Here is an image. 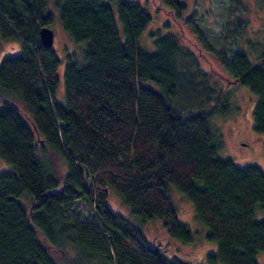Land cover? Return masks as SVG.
<instances>
[{
    "label": "trees",
    "instance_id": "trees-1",
    "mask_svg": "<svg viewBox=\"0 0 264 264\" xmlns=\"http://www.w3.org/2000/svg\"><path fill=\"white\" fill-rule=\"evenodd\" d=\"M51 1L0 0V35L21 44L0 62V157L10 165L0 172V264H59L56 249L74 252L68 264H197L169 259L142 229L160 221L176 244L194 241L172 187L216 243L211 264H260L264 169L220 156L223 139L212 119L226 114L230 96L206 70L190 69L200 54L171 30L185 24L198 31L199 0L153 2L170 28L152 32L154 49L139 41L152 20L142 4L148 0ZM56 15L84 45L66 64L40 37ZM220 58L225 72L258 96L254 129L264 135V54L251 61L241 49L230 61ZM177 95L189 96V114ZM56 156L66 162L63 178ZM111 191L129 215L109 205ZM22 197L31 199L28 209ZM77 200L95 211L92 219L74 214Z\"/></svg>",
    "mask_w": 264,
    "mask_h": 264
},
{
    "label": "rangeland",
    "instance_id": "rangeland-1",
    "mask_svg": "<svg viewBox=\"0 0 264 264\" xmlns=\"http://www.w3.org/2000/svg\"><path fill=\"white\" fill-rule=\"evenodd\" d=\"M153 2L155 5L158 4V0H148L147 3L145 1L142 3L152 15V20L139 38L140 43L149 49L155 48V36L152 32L161 29L162 33H166L170 30V28H166L167 17L164 11L159 8L156 9ZM50 5L54 6L53 0ZM195 7L198 9V14L193 23L196 28L198 27V31L195 32L185 24H182L181 28L179 25H174L171 30L179 33L182 43L187 42L196 53L200 54L198 64L193 61L190 69L206 70L210 74V82L219 91H227L230 96L226 114H217L212 119L215 130L221 134L223 139L220 156L231 158L238 163H256L264 169V135L258 134L254 129L253 110L258 96L251 92L247 86L233 80L225 72L220 58V55L223 54L230 61L236 52L245 49L249 53L251 61H259V58L264 54V0H199ZM241 13L246 22L243 18L238 17V14ZM57 17L56 15L55 22L50 26L55 31L53 47L57 50L62 62L66 64L68 57L81 54L80 48H83L84 45L75 43L69 37ZM118 28L121 36H123L122 25L119 21ZM184 29L185 31H183ZM20 47V42L3 39L0 35V62L10 52H18ZM187 62L189 61L185 59L181 64ZM151 85L156 87L153 83ZM183 86V89L188 87L187 83H183ZM62 97L63 94H61V99ZM13 99L22 109H25L21 97L16 96ZM188 99V95L181 98L177 95L176 105L184 113L189 114L191 111L188 110V107H190L191 104L189 103L191 102H188ZM185 104H188V107H185ZM194 105L197 106L196 103ZM55 158L57 174L63 178L67 172L65 159L63 156H56ZM9 169L10 165L0 157V172ZM172 188L174 189L172 196L180 218L189 224L193 230L194 241L187 245L176 244L168 236L160 221H150L143 225L142 229L146 237L153 247L157 246V240L160 239L163 242L160 250L164 251L163 253H166V256L171 260L179 257L182 259L189 258L197 264H211L207 256L209 253L215 252L216 243L207 238L208 229L195 217V210L191 201L175 187ZM21 200L28 209L31 199L22 197ZM108 201L115 211L126 216L129 215V208L116 192H110ZM73 212L83 220H90L95 215V211L88 207L83 200H77ZM263 217L264 211L258 208L257 218ZM167 247V250H163ZM53 256L59 264H68L73 259L74 252L68 250L66 254L64 251L56 249L53 251ZM257 260L260 264H264V251L258 252ZM214 264L223 263L217 261Z\"/></svg>",
    "mask_w": 264,
    "mask_h": 264
},
{
    "label": "water",
    "instance_id": "water-1",
    "mask_svg": "<svg viewBox=\"0 0 264 264\" xmlns=\"http://www.w3.org/2000/svg\"><path fill=\"white\" fill-rule=\"evenodd\" d=\"M40 37L44 45L52 47L54 44L55 31L50 26H43L40 29Z\"/></svg>",
    "mask_w": 264,
    "mask_h": 264
},
{
    "label": "flooded vegetation",
    "instance_id": "flooded-vegetation-1",
    "mask_svg": "<svg viewBox=\"0 0 264 264\" xmlns=\"http://www.w3.org/2000/svg\"><path fill=\"white\" fill-rule=\"evenodd\" d=\"M155 241H156V239H155ZM161 245H163V242L160 239H158L156 248L160 249Z\"/></svg>",
    "mask_w": 264,
    "mask_h": 264
}]
</instances>
